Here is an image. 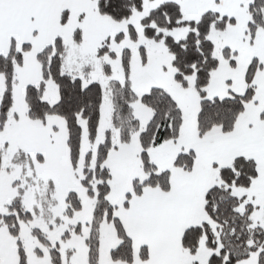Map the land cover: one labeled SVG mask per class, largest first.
I'll list each match as a JSON object with an SVG mask.
<instances>
[{"label":"snow or ice","instance_id":"1","mask_svg":"<svg viewBox=\"0 0 264 264\" xmlns=\"http://www.w3.org/2000/svg\"><path fill=\"white\" fill-rule=\"evenodd\" d=\"M0 264H264V0H0Z\"/></svg>","mask_w":264,"mask_h":264}]
</instances>
